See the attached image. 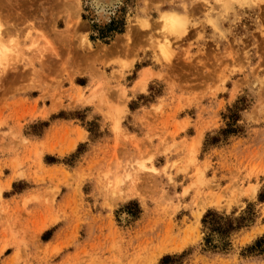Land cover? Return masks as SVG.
I'll return each mask as SVG.
<instances>
[{"label":"rangeland","instance_id":"obj_1","mask_svg":"<svg viewBox=\"0 0 264 264\" xmlns=\"http://www.w3.org/2000/svg\"><path fill=\"white\" fill-rule=\"evenodd\" d=\"M17 1L0 6V264H264V0ZM250 204L254 224L207 249L204 216Z\"/></svg>","mask_w":264,"mask_h":264},{"label":"trees","instance_id":"obj_2","mask_svg":"<svg viewBox=\"0 0 264 264\" xmlns=\"http://www.w3.org/2000/svg\"><path fill=\"white\" fill-rule=\"evenodd\" d=\"M124 23L120 21L113 20L104 30L101 32V38L105 39L108 35L115 33H122L124 29ZM242 102V101H241ZM238 102L237 106L233 110H230L229 119L231 124H229V129L224 130L222 136H230L237 134L239 129L234 128L236 122L239 120V113L241 112L242 103ZM220 140L217 138L211 140L212 143H219ZM259 202L264 203V190L259 195ZM256 220L255 205L250 204L247 210L239 217L235 216H224L216 212L209 211L203 218V225L207 233L205 239L206 248L215 251L223 252L225 249V243L221 242V245H214L213 239L218 238L220 241L229 239L232 235L240 232L244 228H248L254 224ZM264 243V239L257 243V246ZM172 259L167 257L163 260V263L168 264Z\"/></svg>","mask_w":264,"mask_h":264},{"label":"bare ground","instance_id":"obj_3","mask_svg":"<svg viewBox=\"0 0 264 264\" xmlns=\"http://www.w3.org/2000/svg\"><path fill=\"white\" fill-rule=\"evenodd\" d=\"M0 1H3L2 3H3V5H0V6H2V8H3V6L5 5V7L7 6V3H8V7L11 5L12 7H11V9L13 10V8L15 9V8H17V6H15L14 5V2H15V0H0ZM7 2V3H5V2ZM1 3V2H0ZM16 3H19L17 0H16ZM15 3V4H16ZM22 5H25V4H27L26 3V0H25V4H23V3H21ZM17 5H19V4H17ZM226 5V4H225ZM8 7H6V8H8ZM30 7V6H29ZM185 8V7H184ZM1 9V8H0ZM4 9V8H3ZM3 9H2V11H3ZM10 8L8 9L9 11L11 10ZM192 9V8H191ZM196 9V8H195ZM8 10L6 9L5 11H3V12H5L6 14H2L1 13V15H0V63H1V59L5 56V55H7L8 53L6 52V50H5V46H3V45H5L4 43L3 44H1V40L3 39L2 38V34H3V31H5V33H8V31H10L11 29H13V26L11 27V26H9L8 24H9V22H11L10 21V17H12L13 15H14V19L16 18L15 17V14H13L14 12H16V11H14L12 14V16H11V14H10V17H9V15H8ZM24 10V9H23ZM193 10V9H192ZM191 10V11H192ZM220 10V9H219ZM223 10V9H222ZM1 11V12H2ZM190 11V12H191ZM194 11V10H193ZM192 11V12H193ZM11 13V12H10ZM194 14H196V13H194ZM2 16V17H1ZM17 16V15H16ZM18 17V16H17ZM163 18L165 17V20L169 23V25L170 26H172V30H175V31H177V32H182L183 30H185V26H186V22L184 21V18L182 19L180 16H178V15H175V14H169V13H167V14H163V16H162ZM2 18H3V20H2ZM13 18V17H12ZM19 18V17H18ZM19 20V19H18ZM2 21H3V23H5L4 25L2 24ZM16 21V20H15ZM164 21V20H163ZM162 21V22H163ZM14 22V21H13ZM167 22H166V24H167ZM17 23V22H16ZM15 23V24H16ZM165 24V23H164ZM6 25V28H5V30H3V26H5ZM16 25H18V24H16ZM170 26H169V28H170ZM3 27V28H2ZM166 27H167V25H166ZM166 29V28H165ZM172 30H170V31H172ZM12 32V31H11ZM14 33V32H13ZM172 34V33H171ZM8 35V34H7ZM6 36V35H5ZM9 39V38H8ZM11 39V38H10ZM9 39V40H10ZM6 40V39H5ZM4 40V41H5ZM3 41V40H2ZM13 42V41H12ZM9 43H11V42H9ZM15 43V42H14ZM16 44V43H15ZM8 46V45H7ZM18 46V45H17ZM164 46V45H163ZM166 46V45H165ZM165 46H164V50L166 49L165 48ZM9 47V46H8ZM11 47V46H10ZM9 47V48H10ZM14 48H15V46H14ZM8 49V48H7ZM11 49V48H10ZM168 49V48H167ZM166 49V50H167ZM9 50V49H8ZM10 51V50H9ZM12 51H13V53H14V50L12 49ZM15 53H16V51H15ZM17 53H19V52H17ZM12 54V53H11ZM13 55V54H12ZM16 56H17V54H16ZM6 57V56H5ZM5 57L3 58V61H4V59H5ZM9 57V56H8ZM10 57H12L11 55H10ZM18 57H20V55L18 56ZM17 57V58H18ZM8 59V58H7ZM22 59H23V57H22ZM15 60V59H14ZM8 61V60H7ZM6 61V62H7ZM16 61V60H15ZM2 65H3V63H2ZM10 65V64H9ZM16 65V64H15ZM14 66V65H13ZM2 67V66H1ZM8 67V66H7ZM11 66H9V68H10ZM6 68V67H5ZM11 69V68H10ZM2 70V69H1ZM11 70H13V69H11ZM147 71V70H146ZM3 72V71H2ZM11 72V71H10ZM15 74V73H14ZM17 75V74H16ZM147 72L143 75V77H142V79L140 80V82L137 84V87L138 88H142L143 89V87H145V85H146V83H147V81H148V78H147ZM5 76V75H4ZM3 76V77H4ZM11 76H12V74H11ZM17 76H19V75H17ZM1 77V76H0ZM6 77V76H5ZM4 77V78H5ZM7 78V77H6ZM8 80L7 81H10V79L9 78H7ZM12 79H14V78H11V80ZM4 80V79H3ZM2 80V81H3Z\"/></svg>","mask_w":264,"mask_h":264}]
</instances>
